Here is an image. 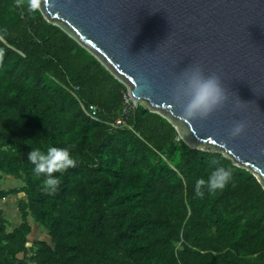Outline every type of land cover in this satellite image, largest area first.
Returning <instances> with one entry per match:
<instances>
[{
  "label": "trees",
  "instance_id": "obj_1",
  "mask_svg": "<svg viewBox=\"0 0 264 264\" xmlns=\"http://www.w3.org/2000/svg\"><path fill=\"white\" fill-rule=\"evenodd\" d=\"M0 51V173L22 182L0 189V201L22 196L16 225L0 204V264H264V187L251 171L190 148L146 106L123 113L124 84L34 0L31 12L0 0ZM80 100L126 125L90 120ZM37 147L77 160L54 173V195L28 160ZM218 166L233 182L196 197Z\"/></svg>",
  "mask_w": 264,
  "mask_h": 264
},
{
  "label": "water",
  "instance_id": "obj_2",
  "mask_svg": "<svg viewBox=\"0 0 264 264\" xmlns=\"http://www.w3.org/2000/svg\"><path fill=\"white\" fill-rule=\"evenodd\" d=\"M89 51L134 104L166 118L190 148L220 152L264 187V0H34ZM220 77L228 99L184 117L173 98L186 67ZM244 132L230 137L234 123Z\"/></svg>",
  "mask_w": 264,
  "mask_h": 264
},
{
  "label": "clouds",
  "instance_id": "obj_3",
  "mask_svg": "<svg viewBox=\"0 0 264 264\" xmlns=\"http://www.w3.org/2000/svg\"><path fill=\"white\" fill-rule=\"evenodd\" d=\"M25 0H17V6H22ZM28 11L33 10V0H27ZM3 52L0 51V57ZM173 98L179 105L181 114L188 119H203L225 104L228 99L220 77L216 74H205L199 65L186 67L175 85ZM245 123L237 121L230 130V137L240 136L245 130ZM28 160L32 163L37 176L43 175V190L54 195L59 188L60 178L54 173L63 174L69 168L76 167L77 160L69 148L49 147L46 151L33 148L28 153ZM233 182L231 168L214 167L207 179L198 178L194 184V195L203 198L205 189L209 193L223 190Z\"/></svg>",
  "mask_w": 264,
  "mask_h": 264
},
{
  "label": "rangeland",
  "instance_id": "obj_4",
  "mask_svg": "<svg viewBox=\"0 0 264 264\" xmlns=\"http://www.w3.org/2000/svg\"><path fill=\"white\" fill-rule=\"evenodd\" d=\"M126 100H128L129 102H132L130 97L128 98V92L126 95ZM137 104H141V105L147 107V103L142 101L141 99L137 100ZM21 184H22V182L19 178H16L13 176H8V175L0 173V189H9V188L20 186ZM21 197L22 196L19 194V195L10 196L5 200L0 201L1 206L11 216V222L13 225H16L20 222V219H19L20 214L18 212V202H19V199ZM40 232H44V230L35 228L34 232L31 234L30 238H32V239L40 238L41 237ZM42 234H44V233H42ZM42 237L45 238L46 236L43 235Z\"/></svg>",
  "mask_w": 264,
  "mask_h": 264
},
{
  "label": "built area",
  "instance_id": "obj_5",
  "mask_svg": "<svg viewBox=\"0 0 264 264\" xmlns=\"http://www.w3.org/2000/svg\"><path fill=\"white\" fill-rule=\"evenodd\" d=\"M76 89L78 87H75ZM129 98V97H128ZM133 102V101H132ZM129 102L128 100L125 101V106L123 108V113H128L131 110V105L134 104V102ZM80 106L82 108V110L84 111L85 115L93 121H97V122H102L105 123L107 125H110L112 127H117L119 125H126V123L124 122V120L122 118H117L115 121H109V120H101V116L98 114L99 110L95 105H84L83 101L80 100Z\"/></svg>",
  "mask_w": 264,
  "mask_h": 264
},
{
  "label": "bare ground",
  "instance_id": "obj_6",
  "mask_svg": "<svg viewBox=\"0 0 264 264\" xmlns=\"http://www.w3.org/2000/svg\"><path fill=\"white\" fill-rule=\"evenodd\" d=\"M126 90H127V89H126ZM128 97H130L131 101H136V100H133V99H132V97L129 95V93H128Z\"/></svg>",
  "mask_w": 264,
  "mask_h": 264
}]
</instances>
